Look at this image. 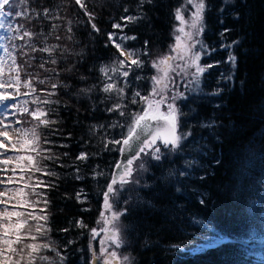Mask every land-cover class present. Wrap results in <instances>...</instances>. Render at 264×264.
<instances>
[{"label": "trees", "instance_id": "obj_1", "mask_svg": "<svg viewBox=\"0 0 264 264\" xmlns=\"http://www.w3.org/2000/svg\"><path fill=\"white\" fill-rule=\"evenodd\" d=\"M205 2V30L200 41L206 45L201 59L206 71L199 87L184 93L186 98L180 97L177 102L180 130L191 135L173 153L161 146L165 155L159 161L142 154L135 165L145 164L146 170H138L134 177L139 183L126 186L118 198L117 208H128L120 225L127 240L124 250L132 255V264H264V0ZM85 4L98 33L75 0H27L26 4H17L14 11H27L23 16L6 18L5 24L14 20L18 27L13 31L2 29L1 33L8 49V53H2V79L15 77L16 72L10 71L13 57L19 70L20 95L12 111L21 127L27 129L38 123L28 113L21 114L23 107L29 113L43 109L47 116L41 119L56 121L37 128L40 147L46 151L40 156L21 152L32 155L39 167L54 173L34 172L28 162L23 172L29 180V192L35 188L41 193L39 197L31 194L41 201L31 212L47 215V221L40 223L51 229L48 240L65 257L62 264L92 263L97 241L90 229L102 226L97 221L104 211L103 192L121 156L119 146L109 141L122 139L131 114L140 111L139 98L137 104L130 100L136 91L150 94L152 60L173 43L176 8L182 7L188 15L190 6L185 0H155L154 6L144 5L148 22H125L121 19L124 16L142 14L137 0H85ZM113 24H121L123 31L137 37L127 41L126 48L142 50L137 56L143 66L130 73L129 86L125 87V116L108 112L112 102L100 91L105 78L99 68L110 63L114 53L123 59L115 48L105 47L107 34L121 31ZM224 29L230 31L222 36ZM24 31L31 32L32 37L17 38ZM233 40L238 41L234 47H224ZM44 48L55 50L49 54L42 51ZM229 52L236 57L235 65L225 62ZM53 59L55 64L51 63ZM70 68L71 72L66 71ZM82 75L87 79L80 80ZM137 75L141 77L138 80ZM115 79L120 82L122 78ZM25 82H31L36 91L30 93L23 87ZM58 82L72 87L51 89V84ZM93 84L97 87L88 96L78 94L80 87ZM49 91L57 95L49 97ZM36 97L59 103H33ZM209 122L215 127L203 126ZM81 153L88 159H77ZM180 172L186 175L179 176ZM201 175L206 178L201 180ZM37 181L43 183L37 186ZM77 193L81 194L79 199ZM147 201L152 202L151 209L145 206ZM26 211L29 209H22ZM77 221L87 227H79ZM218 235L232 241L197 253L189 251ZM44 255L58 260L54 252Z\"/></svg>", "mask_w": 264, "mask_h": 264}, {"label": "snow or ice", "instance_id": "obj_2", "mask_svg": "<svg viewBox=\"0 0 264 264\" xmlns=\"http://www.w3.org/2000/svg\"><path fill=\"white\" fill-rule=\"evenodd\" d=\"M27 0H0V29L6 31H13V25L5 24L6 18L20 17L23 16L27 9L24 11H14L13 9L17 4H26ZM75 3L84 9V15L89 16L91 23L92 13L87 11L86 5L83 0H75ZM153 5L155 0H137V6L142 10L140 15H128L121 19L125 22H137V21H149L146 10H144V5ZM185 3L191 5V11L189 12V18L185 17V9L182 7H177L174 12V19L179 22V26L175 28L178 33L174 37V44L170 46V54L161 57L160 59L154 61L151 64L153 69H156L157 75L151 77L152 88L149 95H141L139 91H136L132 96L130 103L137 104V97L139 98V103L142 105L139 112L131 114V122L128 124L127 132L122 139H117L109 141V143L118 145V151L121 153L125 159L120 162L118 161L114 165V171L111 175L110 181L106 184V191L103 192V208L104 212L100 213V219L97 223H102V231L104 233V239L100 241L99 255L93 254V259L100 261L101 264H131V259L129 255H122L117 250L123 248L126 243V237L124 236L120 220L121 217L127 214L128 208L124 207L122 209L117 208L119 202L118 198L121 196L122 192L126 189V186L130 184H138L139 181L134 179L136 172L138 170H146L145 164L141 162L138 166L136 161L141 159V155L151 156L154 160H161L165 153L162 152V147L166 149L169 153H173L182 147V141L191 135L190 131L182 132L180 130V110L176 105L175 101L177 99V94L173 93L171 96L167 95L171 91L169 85H174L175 81L172 77V73L177 75L183 74L185 76H191V79L184 85L188 88L190 85L199 84L200 77L206 71V67L200 64L201 53L206 51V45H204L198 37L202 36L205 30V12H206V2L205 0H185ZM125 12L128 11L127 8L124 9ZM44 15L48 16L49 13L47 9L44 10ZM238 18V17H237ZM126 26V23L125 25ZM114 29H120L123 31V26L121 24H113ZM91 28L95 32L100 30L96 27L94 23H91ZM19 32V29H15ZM71 31V29H69ZM230 29H224L221 35H225ZM32 33L24 31L22 35L17 38L23 39L25 36L31 38ZM59 39V37H57ZM135 35H121L117 37L115 32H110L107 34V43L105 47H113L116 49L119 57L123 59L116 58L115 53L111 58V62L106 66L99 68V72L103 74L105 82L100 88V91L107 94L105 100L111 101V106L108 107V112H118L120 116H125L123 109L125 104L123 101L126 97L125 87L129 86L128 77L132 71L135 69L142 68L143 61L138 58L137 53L133 50L125 48V44L129 40H136ZM238 41L233 40L231 43L225 44L224 47L232 48L237 44ZM199 44V49L197 45ZM148 41H144V46L147 47ZM0 47H3L0 45ZM33 51L36 49L33 48ZM55 49L44 48L42 51L49 52L51 54ZM3 51L8 53V49L3 47ZM147 54V53H145ZM226 63L235 65L236 57L232 52L228 53ZM51 63L55 64L56 60H51ZM213 65H207V67H212ZM43 67V64L41 65ZM194 69V71H190ZM10 71H15V77L10 76L8 80L0 81V88L13 87L15 86L16 94L9 93L7 91L0 92V109L17 108L14 103L17 95L19 93V87L21 86L19 79V70L16 65L15 58H12V66ZM66 71L71 72L72 69H66ZM91 71V69H90ZM4 74V67L0 64V76ZM119 76L120 82H117L115 77ZM141 77L137 75L135 79H140ZM230 78V77H229ZM80 80H86L87 77L80 76ZM40 83H44L43 80ZM23 87L29 88L30 93L36 91L35 88L31 86V82H25ZM72 85L67 82L64 83H52L51 89L55 90L57 88L68 89ZM97 85L93 84L87 87H80L79 93L84 96H88L94 91ZM30 93H23V95H29ZM214 94H219L216 92ZM47 96H55L57 93L55 91H49L46 93ZM181 98L184 97L183 93H179ZM103 102V101H102ZM27 103V102H25ZM33 103H59V101H52L50 99H40L36 97ZM21 114L28 113L31 117L38 121L36 125L31 128H13L9 124H5L3 120H0V125L3 128L0 129V164L8 166L15 161V168L12 169L13 177L15 176L16 168H19L21 172L25 170L24 161L28 162V168L34 172H42L44 175H54L42 169L38 166V161L32 155H12L8 156L6 153L9 151L13 153L20 152L21 150L28 152H35L37 156H40L41 149L40 133L37 131L41 125L48 127L50 124L56 123L54 120L41 119L47 116V112L42 109H37L29 113L27 107L20 109ZM16 124H20L21 121L17 120ZM122 126L118 124H113L112 127ZM204 127H215L214 122H209L203 125ZM10 131L14 132L16 139L10 135ZM47 143V141H45ZM162 146V147H161ZM105 148L108 147L107 144L104 145ZM65 155H67L65 153ZM43 159H51L49 156H44ZM77 159L87 160L88 155L86 153H81L78 155ZM219 163V161H217ZM7 173L8 168L0 169ZM102 175V173H101ZM179 176H184L186 173L180 172ZM201 180L205 179V175L199 177ZM23 180V176L20 177ZM30 179V178H29ZM14 178L6 177L0 180V183L12 184ZM42 181H37V186H39ZM29 184L25 183L24 188H28ZM50 187V185H46ZM176 191H180L177 187ZM11 193V195H10ZM34 196H41V193L33 191L31 193ZM80 193H77V199L80 197ZM0 264H62L65 259L64 256L57 251L56 246L48 240V234L51 231L47 227L46 223L42 224L40 221H47V215H35L34 212H22L18 209L20 207L35 209V206L41 201L39 199L35 201H29L26 199V193L24 189L17 188L11 189L5 187L0 190ZM12 200H16V204H11ZM128 201L125 200L126 204ZM204 201L201 200V203ZM43 203L46 205L48 203L47 199H44ZM145 206L149 209L152 207V202H145ZM42 209L41 212H45ZM105 213H110V215H105ZM23 217V219H22ZM15 218V219H14ZM33 221L35 223H31ZM77 224L81 228L87 227L82 221H77ZM62 231H67V229H62ZM93 238L100 235V232L96 228L90 229ZM215 242V241H214ZM113 250H110V247ZM45 252L55 253L57 259H53L50 255H44Z\"/></svg>", "mask_w": 264, "mask_h": 264}, {"label": "rangeland", "instance_id": "obj_3", "mask_svg": "<svg viewBox=\"0 0 264 264\" xmlns=\"http://www.w3.org/2000/svg\"><path fill=\"white\" fill-rule=\"evenodd\" d=\"M84 2H85V0H84ZM192 9H191V5L189 6V12L191 11ZM184 14H185V17H186V19H188L189 18V13H188V15L186 14V12H184ZM11 24V25H13V28H16V27H18V23L16 22V21H14V20H10V21H7V23H6V25L7 24ZM179 26V22L177 23V25L175 26V28L176 27H178ZM175 28L173 29V31L171 32V35H172V37H173V43L171 44V45H173L174 44V37L178 34L176 31H175ZM1 33H2V29H0V45H2L3 47H4V43L2 42V35H1ZM116 33V35H117V37H119V36H121V35H129V34H127V32H125V31H118V32H115ZM129 36H132V35H129ZM198 39L200 40V37H198ZM3 47H0V64H2L3 65V58H2V53H3ZM126 48V47H125ZM126 49H128V48H126ZM197 49H199V44L197 45ZM133 51H135L136 53H137V55L138 54H140V53H142V50L141 49H134ZM146 52V51H145ZM170 54V47H169V49L167 50V51H165V52H163V53H159L157 56H155L154 58H153V60H152V63L154 62V61H156V60H158V59H160L161 57H163V56H166V55H169ZM201 59H202V53H201ZM200 64H201V61H200ZM202 66H205V65H203V64H201ZM190 71H194V69H192V70H190ZM154 75H157V71H156V69H154ZM172 75V77H173V79H174V81H175V84L174 85H169V87H170V89H171V91L169 92V93H167V95H169V96H171L173 93H176L177 94V99H176V101H175V103H176V105H177V102H178V100L180 99V96H179V93H186V92H188V91H195V89H197L198 87H199V84H200V81H199V84H198V86L197 85H190L188 88H185L184 87V85L186 84V83H188V81L191 79V76H185V75H183V74H179V75H177L176 73H172L171 74ZM202 77V76H201ZM201 77H200V80H201ZM0 81H3V79H2V76H0ZM4 91H7V92H9V93H12V94H16V89H15V86H13V87H5V88H0V92H4ZM19 97H18V95H17V97H16V99H18ZM14 103L17 105L18 104V100H15L14 101ZM18 106V105H17ZM14 108H11V107H9L8 109H0V120H3L4 121V123L5 124H9V125H11L13 128H22L21 127V125L20 124H16L15 122L17 121V118L15 117V115H14V112L12 111ZM35 110H37V108L35 109ZM43 110V109H42ZM3 128V125H0V129H2ZM10 135L13 137V139L15 140L16 139V135H15V133L14 132H11L10 131ZM3 139V138H2ZM0 151H1V149H0ZM4 151V150H3ZM2 151V152H3ZM22 151V150H21ZM17 152V153H13V152H8V153H6V155H8V156H12V155H27V154H22V152ZM4 157H0V159H3ZM27 161H24L23 163H24V165H25V169H26V166H27V163H26ZM0 165H2V164H0ZM2 167H7L8 168V171H7V173H6V177H9V178H14V182L10 185V184H8V186H7V188H11V189H17V188H21V189H24V192L26 193V199H28L29 201H35L36 199H34L33 197H32V195H31V193L29 192V187L28 188H24V184L25 183H27V181H29V180H27V178L25 177V175H24V171L23 172H21V170L19 169V168H16V171H15V176L13 177V171H12V169L13 168H15V161H13V163H11V164H9L8 166H5V165H3ZM9 173V174H8ZM21 176H23V180H21L20 179V177ZM5 188V187H4ZM3 188V189H4ZM2 189V190H3ZM10 195H11V193H10ZM1 199H3V197L1 198ZM11 204H16V200H12L11 202H10ZM37 206H35V208H36ZM23 208H26V207H20L18 210L19 211H22V209ZM27 209H29V211H26V212H31V209L32 208H27ZM105 215H110V213H107V214H105ZM15 219V218H14ZM22 219H23V217H22ZM102 227H103V225L101 226V227H99V229H96V230H98V232H100V235L97 237V239H95V241H97V246H95L97 249H95L96 251H95V254L96 255H99V249H100V241L101 240H103L104 239V233H103V231H102ZM216 238H218V237H220V239L222 240V241H227L228 239H231V238H229V237H226V236H220V235H218V236H215ZM264 242V241H263ZM209 244V243H208ZM125 246H127V245H125ZM125 246L123 247V248H121V249H118L117 251L120 253V254H122V255H129L130 256V259H131V264H132V262H133V257H132V255H130L129 253H127L125 250H124V248H125ZM110 247V250H113L112 249V247L111 246H109ZM176 247H178V248H180L182 251H184L183 250V247H180V246H176ZM201 251H203V250H198V251H193L192 253H196V252H201ZM92 263L91 264H101V262L100 261H96V260H94L93 258H92V261H91Z\"/></svg>", "mask_w": 264, "mask_h": 264}, {"label": "bare ground", "instance_id": "obj_4", "mask_svg": "<svg viewBox=\"0 0 264 264\" xmlns=\"http://www.w3.org/2000/svg\"><path fill=\"white\" fill-rule=\"evenodd\" d=\"M0 139H2V137H0ZM3 149H1L0 152H2ZM11 152V151H10ZM2 165H0V169H4V167H2ZM9 174V173H8ZM6 178V173L3 171H0V180H3ZM11 185V184H10ZM8 184L5 183H0V190H2L4 187H7ZM10 188V187H9ZM2 197H0L1 199ZM0 208H3V205H0ZM207 238V237H206ZM215 241V242H214ZM221 239L220 237L216 238V237H210L207 239V241L202 242L201 244H198V246L196 248H194V251H200V250H205L207 248H209L210 246H214L217 243H220ZM209 243V244H208Z\"/></svg>", "mask_w": 264, "mask_h": 264}, {"label": "water", "instance_id": "obj_5", "mask_svg": "<svg viewBox=\"0 0 264 264\" xmlns=\"http://www.w3.org/2000/svg\"><path fill=\"white\" fill-rule=\"evenodd\" d=\"M125 159V157L124 156H120V162H122L123 160ZM103 210H104V208H103ZM104 212V211H103ZM98 231V230H97ZM98 237V236H97ZM97 237H95L96 239H97ZM227 241H232L231 239H228ZM222 242H226V241H220V243H222ZM220 243H217V244H215L214 246H210V247H215V246H217V245H219ZM199 244H201V243H199ZM209 247V248H210ZM208 249V248H207ZM190 251H192V250H190ZM195 253V252H194ZM197 253V252H196Z\"/></svg>", "mask_w": 264, "mask_h": 264}, {"label": "built area", "instance_id": "obj_6", "mask_svg": "<svg viewBox=\"0 0 264 264\" xmlns=\"http://www.w3.org/2000/svg\"><path fill=\"white\" fill-rule=\"evenodd\" d=\"M83 2H84V0H83ZM84 4H85V2H84ZM86 5V4H85ZM86 8H87V6H86ZM84 10V9H83Z\"/></svg>", "mask_w": 264, "mask_h": 264}]
</instances>
